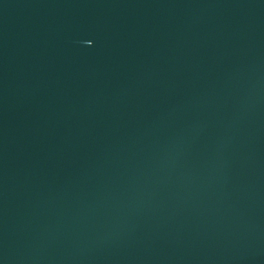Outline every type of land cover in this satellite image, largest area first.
<instances>
[{
  "label": "water",
  "instance_id": "water-1",
  "mask_svg": "<svg viewBox=\"0 0 264 264\" xmlns=\"http://www.w3.org/2000/svg\"><path fill=\"white\" fill-rule=\"evenodd\" d=\"M0 264H264V0H0Z\"/></svg>",
  "mask_w": 264,
  "mask_h": 264
}]
</instances>
